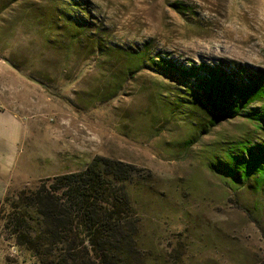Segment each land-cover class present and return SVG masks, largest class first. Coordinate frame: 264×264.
<instances>
[{"label": "rangeland", "instance_id": "obj_1", "mask_svg": "<svg viewBox=\"0 0 264 264\" xmlns=\"http://www.w3.org/2000/svg\"><path fill=\"white\" fill-rule=\"evenodd\" d=\"M162 58L264 70V0H0V110L23 127L2 115L0 264H39L5 199L97 156L140 169L129 190L143 264H264V194L213 169L252 125L208 129L193 81Z\"/></svg>", "mask_w": 264, "mask_h": 264}, {"label": "trees", "instance_id": "obj_2", "mask_svg": "<svg viewBox=\"0 0 264 264\" xmlns=\"http://www.w3.org/2000/svg\"><path fill=\"white\" fill-rule=\"evenodd\" d=\"M127 72L143 54L129 55ZM155 66L193 81L198 102L208 106L204 125L245 119L250 133L214 159V168L232 185H249L264 194V70L231 63L176 64L162 58ZM135 165L97 156L85 170L56 176L34 189L5 199L17 245L39 264H143L138 219L129 184Z\"/></svg>", "mask_w": 264, "mask_h": 264}, {"label": "crops", "instance_id": "obj_3", "mask_svg": "<svg viewBox=\"0 0 264 264\" xmlns=\"http://www.w3.org/2000/svg\"><path fill=\"white\" fill-rule=\"evenodd\" d=\"M2 115L7 116L11 120L12 125H15V126L18 125V126H20L23 129V127L21 125L22 123L18 120L16 115H14L13 113L0 110V120L1 121H2ZM20 137L22 138L23 134ZM19 145H20L19 141H17V144H16L17 148H18ZM14 157H12V158H14ZM0 164L2 165L1 159H0ZM0 175H2V173Z\"/></svg>", "mask_w": 264, "mask_h": 264}, {"label": "built area", "instance_id": "obj_4", "mask_svg": "<svg viewBox=\"0 0 264 264\" xmlns=\"http://www.w3.org/2000/svg\"><path fill=\"white\" fill-rule=\"evenodd\" d=\"M11 251H12V253L16 254V253H17V249H16V247L13 246V247L11 248Z\"/></svg>", "mask_w": 264, "mask_h": 264}]
</instances>
